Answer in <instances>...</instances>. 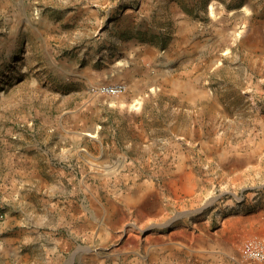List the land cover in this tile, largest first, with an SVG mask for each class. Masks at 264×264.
<instances>
[{
  "label": "rangeland",
  "instance_id": "1",
  "mask_svg": "<svg viewBox=\"0 0 264 264\" xmlns=\"http://www.w3.org/2000/svg\"><path fill=\"white\" fill-rule=\"evenodd\" d=\"M0 214V264H264V0H0Z\"/></svg>",
  "mask_w": 264,
  "mask_h": 264
},
{
  "label": "built area",
  "instance_id": "2",
  "mask_svg": "<svg viewBox=\"0 0 264 264\" xmlns=\"http://www.w3.org/2000/svg\"><path fill=\"white\" fill-rule=\"evenodd\" d=\"M97 91L103 95L119 96L127 91V85L125 83L102 85ZM0 218H4V214H0ZM245 256L252 261L264 260V245L253 242L248 244L245 248Z\"/></svg>",
  "mask_w": 264,
  "mask_h": 264
},
{
  "label": "bare ground",
  "instance_id": "3",
  "mask_svg": "<svg viewBox=\"0 0 264 264\" xmlns=\"http://www.w3.org/2000/svg\"><path fill=\"white\" fill-rule=\"evenodd\" d=\"M258 222L259 223H261L262 222V224H263V222H264V219L263 218H260L259 220H258ZM233 227H235L236 228V226L234 225ZM262 230V229H261ZM258 230H256V232H257ZM258 233V232H257Z\"/></svg>",
  "mask_w": 264,
  "mask_h": 264
},
{
  "label": "water",
  "instance_id": "4",
  "mask_svg": "<svg viewBox=\"0 0 264 264\" xmlns=\"http://www.w3.org/2000/svg\"><path fill=\"white\" fill-rule=\"evenodd\" d=\"M200 210H202V208Z\"/></svg>",
  "mask_w": 264,
  "mask_h": 264
}]
</instances>
